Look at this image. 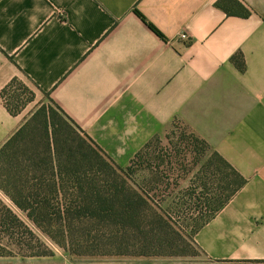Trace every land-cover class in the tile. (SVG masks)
Listing matches in <instances>:
<instances>
[{"label":"crops","instance_id":"crops-1","mask_svg":"<svg viewBox=\"0 0 264 264\" xmlns=\"http://www.w3.org/2000/svg\"><path fill=\"white\" fill-rule=\"evenodd\" d=\"M15 81L34 98L12 111L3 91ZM44 97L121 167L182 123L245 179L185 264H264V0H0V149ZM0 199L27 216L1 188Z\"/></svg>","mask_w":264,"mask_h":264},{"label":"trees","instance_id":"trees-1","mask_svg":"<svg viewBox=\"0 0 264 264\" xmlns=\"http://www.w3.org/2000/svg\"><path fill=\"white\" fill-rule=\"evenodd\" d=\"M220 6L227 13L233 12L225 4ZM239 6L235 13L246 15L247 9ZM11 86L3 94L15 111L18 106L12 101L14 96H8ZM153 140L121 167L63 115L40 107L0 149V188L70 253L184 255L187 252L178 248L192 245L193 235L244 185L245 179L214 153L230 169L234 180L223 198L212 205L207 199L212 208L195 220L185 237L151 194L158 188L159 175L168 179L167 165L163 170L160 164L149 165L151 176L141 183L129 173L131 165L147 154Z\"/></svg>","mask_w":264,"mask_h":264},{"label":"rangeland","instance_id":"rangeland-1","mask_svg":"<svg viewBox=\"0 0 264 264\" xmlns=\"http://www.w3.org/2000/svg\"><path fill=\"white\" fill-rule=\"evenodd\" d=\"M10 95L14 96L12 101L16 102L18 108L34 98L32 89L22 81L12 83L8 89V96ZM44 99L45 103L41 107L58 112L62 116L48 97ZM146 152L147 154L131 165V178L141 183L146 178V171L149 173V165L157 167L160 164L161 167H158L161 170L167 165L168 179L159 175L158 188L151 194L170 216L175 227L183 236L188 237L195 220L201 215H206L213 202L225 196L234 176L211 149L198 141L180 122L155 138ZM185 202L186 205H183ZM13 214L16 217L10 213L3 199H0V264H19L22 260L35 256L49 258L52 263L61 261L69 264H122L123 261L118 260L126 259L107 258L112 255L70 253L58 241L43 232L25 213ZM191 244L178 248L180 252L187 253L174 256L179 258L177 264H185V258L201 256L193 241Z\"/></svg>","mask_w":264,"mask_h":264},{"label":"built area","instance_id":"built-area-1","mask_svg":"<svg viewBox=\"0 0 264 264\" xmlns=\"http://www.w3.org/2000/svg\"><path fill=\"white\" fill-rule=\"evenodd\" d=\"M181 38L188 39V35L186 33L181 34Z\"/></svg>","mask_w":264,"mask_h":264}]
</instances>
